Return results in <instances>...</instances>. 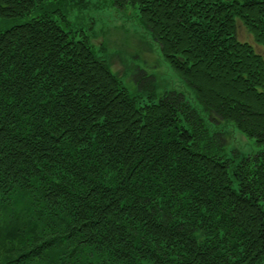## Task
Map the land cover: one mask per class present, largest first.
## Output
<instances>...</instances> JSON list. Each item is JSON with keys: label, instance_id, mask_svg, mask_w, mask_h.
<instances>
[{"label": "trees", "instance_id": "16d2710c", "mask_svg": "<svg viewBox=\"0 0 264 264\" xmlns=\"http://www.w3.org/2000/svg\"><path fill=\"white\" fill-rule=\"evenodd\" d=\"M88 2L0 0V264H264V151L225 159L181 92L133 97L70 21ZM110 3L264 147V57L236 32L264 48V0Z\"/></svg>", "mask_w": 264, "mask_h": 264}, {"label": "rangeland", "instance_id": "374dc122", "mask_svg": "<svg viewBox=\"0 0 264 264\" xmlns=\"http://www.w3.org/2000/svg\"><path fill=\"white\" fill-rule=\"evenodd\" d=\"M88 1L87 7L74 9L69 14L70 21L85 30L96 55L108 64L133 97L143 95L146 98L147 94L155 92L159 98L172 91L181 92L205 117L211 132L222 134V142L226 145L222 154L225 159H234L238 163L242 157L264 151V147H259L254 139L232 124L213 123L202 112L193 89L164 60L158 44L141 25L137 9L119 11L111 6L110 0ZM236 32L241 42L249 43L264 57V48L257 44L253 34L239 19H236ZM142 83L146 86H140Z\"/></svg>", "mask_w": 264, "mask_h": 264}]
</instances>
